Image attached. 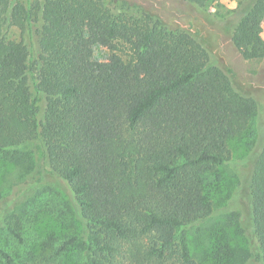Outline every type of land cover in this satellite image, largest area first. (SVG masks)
I'll return each mask as SVG.
<instances>
[{"label":"trees","instance_id":"trees-1","mask_svg":"<svg viewBox=\"0 0 264 264\" xmlns=\"http://www.w3.org/2000/svg\"><path fill=\"white\" fill-rule=\"evenodd\" d=\"M184 1L206 15L216 2ZM133 4L0 0V155L25 166L34 161L26 144L40 139L48 167L77 206L63 201L61 217L74 222L75 212L78 228L57 238L50 257L75 249L76 264H247L255 255L264 264V143L248 197L257 252L248 248L237 209L227 213L214 249L192 247L240 185L231 142L246 132L247 152L255 147L261 105L236 89L233 68L211 61L202 30L174 28ZM215 19H236L219 27L244 58L264 60V0H240ZM12 27L20 39L9 36ZM27 30L37 35L38 55ZM117 41L130 46L128 59L111 48L97 52ZM55 192L45 184L33 195ZM31 198L4 219L21 247L28 244L23 216ZM0 259L27 264L3 247Z\"/></svg>","mask_w":264,"mask_h":264},{"label":"rangeland","instance_id":"rangeland-1","mask_svg":"<svg viewBox=\"0 0 264 264\" xmlns=\"http://www.w3.org/2000/svg\"><path fill=\"white\" fill-rule=\"evenodd\" d=\"M26 4H32L40 0H20ZM133 4V9L140 11L146 9L153 14L159 16L163 21L167 22L172 27L191 28L192 31L202 30L204 38L210 42V50L212 62L218 63L222 67H231L236 73L235 86L236 89L245 94L254 96L261 109L254 122L257 129V142L255 147L247 152L244 143V138L248 137V133L244 136L235 138L231 142L235 155L233 166L240 171V185L234 191L232 199L223 208L208 220V225L211 226L207 233L195 235L192 247L194 251L206 254L214 249L215 240L218 234L224 228L226 215L232 209H237L242 213V220L247 228L248 248H251L254 253L257 252V244L253 238L249 210V182L251 177V169L256 155L259 153L262 144L264 143V60L251 61L243 57L241 52L235 47L231 40L230 31L219 27V24L229 26L235 20L218 21L215 15L227 16L231 10L235 8L240 0H216L209 6L210 15L199 11L194 5L188 4L184 0H129ZM121 6L123 3L117 2ZM39 25V22L33 24L34 30ZM31 30L25 33L27 44L31 45L34 55H38L39 48L37 44V35ZM9 36L15 39L21 38V31L15 27L9 29ZM261 39L264 41V20ZM111 48L115 52L128 59L132 53L130 46L124 41H117L112 45H100L97 49L98 53L107 52ZM34 94V92H33ZM36 95V94H34ZM39 104H43V98L39 97ZM42 141L38 138L26 144L29 150L32 151L34 161L26 163L25 166H17L0 155V247L18 253L19 257L24 259L27 264H76L77 252L75 249L70 251L63 257H50L57 244L59 238L67 228L77 229L78 216H73L74 222L65 220L61 215L64 214L67 207L64 202L67 200L72 208L77 210L74 197L67 184L57 175L52 173L48 167ZM26 148L22 147L20 150ZM29 171L26 177H23L24 172ZM221 180V179H220ZM45 184L54 186V190L59 191V195L55 193H45L35 196L38 189ZM32 197V198H31ZM32 199V204L28 206L27 215L23 216L25 222V233L28 240L26 247H21L16 244L15 240L7 232L4 227V219L13 212L20 211L24 201ZM66 215L65 217H67ZM28 252V256L25 252ZM30 254L34 256L31 257ZM46 257L44 260L43 257ZM0 264H3L0 259ZM19 264V263H17ZM247 264H261L257 255L250 259Z\"/></svg>","mask_w":264,"mask_h":264}]
</instances>
